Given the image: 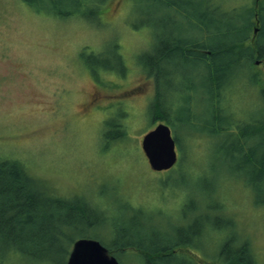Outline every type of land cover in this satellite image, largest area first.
<instances>
[{"label": "rangeland", "instance_id": "rangeland-1", "mask_svg": "<svg viewBox=\"0 0 264 264\" xmlns=\"http://www.w3.org/2000/svg\"><path fill=\"white\" fill-rule=\"evenodd\" d=\"M205 1L214 7L215 22L231 15L226 11L250 4L249 0ZM145 5L139 0H109L103 17L89 21L61 20L32 10L22 0H0V159L22 163L26 172L37 179L38 189L40 183L44 184L43 189L51 196L95 201L106 213V224L97 225L87 236L101 241L98 237L109 236V242L113 237L110 221L127 227L130 234L143 233L150 243L155 239L163 244L174 242L179 238L176 227L193 219L190 211L185 215V195L198 206L215 185L220 187L225 215L232 216L237 233L248 237L254 258L264 264V207L253 204L246 188L247 173L231 174L237 164L224 161V154L218 151L220 137L203 129V123L189 128L164 123L178 143L175 150L182 160L172 173L153 172L146 162L140 140L158 123L151 124L152 118L147 115L152 114V79L137 66L155 55L156 30L161 29V38H167L175 24L185 22L170 9L148 14L142 9ZM193 10L195 14L198 11ZM116 55L129 61L121 78L102 70H97V78L89 75L88 63L96 68H100L99 60L113 65ZM172 65L181 74L171 81L175 88L171 101L174 115L167 110V116L179 117L186 105V90L191 87L194 112L206 117L203 111L210 104L205 90L207 80L202 74L190 75L191 63L176 61L165 68L171 70ZM256 70L263 78L264 62H258ZM235 77L225 92L224 107L233 113L231 119L244 121L263 111L262 98L257 85L246 83L241 74ZM93 93L104 95L105 104L110 101L104 114L79 113L81 103ZM122 109L126 113L120 121L126 125L127 136L120 143H106L102 121H118ZM178 169H188L191 175H182ZM162 183L168 184L162 188ZM74 230L66 229L63 250L55 258L57 264H62L63 251L71 247L66 242L76 239L78 231ZM221 236L215 231L201 237L198 248H194L198 258H191L200 264L203 257L219 264ZM181 250L177 254L193 252ZM119 263L145 264L131 251L122 253ZM11 264L28 263L12 257Z\"/></svg>", "mask_w": 264, "mask_h": 264}, {"label": "trees", "instance_id": "trees-1", "mask_svg": "<svg viewBox=\"0 0 264 264\" xmlns=\"http://www.w3.org/2000/svg\"><path fill=\"white\" fill-rule=\"evenodd\" d=\"M22 1L32 10L54 18L61 20L80 18L89 21L101 19L109 2V0ZM139 1L147 4L142 9L148 14H157L162 8L170 9L176 15L184 17L185 22L183 25L175 24L174 32L167 38H161L163 37L161 29L156 30L158 34L155 37V55L145 62L141 61L137 66L141 69V73L152 79L153 83L154 90L151 95L153 100L150 102L152 114L147 112L152 118L151 124L154 121L168 122L189 128L190 125L203 123V129L213 136L220 137L226 149L230 150L229 158L232 157V161L237 164V169L231 174L247 173L244 175L246 188L251 194L253 204L264 207V129H261L264 128V77L262 78L256 70L257 63L264 62V0H249L250 4L244 5L242 9L238 7L226 11L231 15L226 20L219 19L217 22L214 20V7L205 0H202L204 3L185 0L186 5L179 7L175 0ZM149 4L152 7H148ZM193 9H198L196 14ZM149 26L151 27V24ZM255 28L257 32L253 34ZM115 58L116 63L113 65H105L99 60L100 68L88 63L89 75L97 78V70H102L101 72L105 74L115 72L114 76L121 78L127 70L129 61L118 55ZM176 61H181L182 65L191 63L190 75L202 74L207 80L205 90L210 104L205 112L203 111L206 117L194 112L195 100L191 87L186 90V105L181 108L179 117L170 119V115L167 116V110L174 115L172 99L175 96V88L171 81H174L175 76L181 74V71L174 65H172L174 68L167 70L165 65H171ZM91 66L95 69H90ZM238 74L244 76L246 83L257 85L263 103L261 113H254L244 121L231 119L233 113H229L224 107L225 92ZM149 99L150 95L147 103ZM108 104L103 105L102 111L99 112L104 114ZM122 111L118 115V121L111 119L102 121L103 138L106 143H120L125 140L127 128L120 121V117L126 111L124 109ZM255 133L258 134L261 143L253 138ZM186 146L189 147L190 144ZM180 149L183 151L181 144ZM218 151L223 153L220 149ZM181 156L177 165L165 171L166 173L176 171L182 160ZM223 156L225 162L229 160L225 155ZM258 160L259 164H257ZM178 171L182 175H188L187 177L191 175L188 169L183 171L178 169ZM35 180L37 179L30 176L19 161L0 159V264H11L12 257H19L28 264H57L56 255L63 250V243L66 240L65 231L68 228L76 229L74 231L78 233L76 239L66 242L71 247L63 251L62 264H66L72 245L79 238L97 240L118 262L122 253L131 251L139 255L145 264L170 262L200 264L190 255L196 256L194 248H198L197 243L201 237L215 231L222 233L217 251L219 264H259L249 247L248 237L241 234L244 237L242 238L236 231L232 216L225 215L222 207L224 202L219 198L220 187L217 188L215 185L211 193L208 192L200 199L198 206L191 196L188 199V195H185L186 203L183 204V208L188 209L185 215L190 211L193 219L176 227L179 231L178 239L163 246H147L144 240L148 242L149 238L143 233L138 234L133 231L130 234L127 227L121 228L115 221L108 222L111 224L113 234L110 242L109 236L104 238L97 236L102 241L87 236L89 231L98 228L97 225L104 227L106 224L104 221L106 213L99 210L98 204L92 199H88L89 202L81 201L76 199V196L69 199L51 196L43 189L44 184L40 183L41 189H38ZM166 184L168 183H162V188ZM173 187L179 188L178 185ZM210 195L213 198H210ZM145 197L147 198L146 194ZM182 241L186 245L183 246ZM180 248L193 252L177 254L182 251ZM159 253L162 254L157 255ZM202 260L204 262L201 264L206 262L214 264L207 258L203 257Z\"/></svg>", "mask_w": 264, "mask_h": 264}, {"label": "water", "instance_id": "water-1", "mask_svg": "<svg viewBox=\"0 0 264 264\" xmlns=\"http://www.w3.org/2000/svg\"><path fill=\"white\" fill-rule=\"evenodd\" d=\"M257 29L253 30L255 34ZM141 149L152 171L171 169L177 162L175 141L169 127L159 123L141 138ZM66 264H119L97 240L77 239L70 250Z\"/></svg>", "mask_w": 264, "mask_h": 264}, {"label": "flooded vegetation", "instance_id": "flooded-vegetation-1", "mask_svg": "<svg viewBox=\"0 0 264 264\" xmlns=\"http://www.w3.org/2000/svg\"><path fill=\"white\" fill-rule=\"evenodd\" d=\"M103 96L101 93H93L91 97L88 95L87 100L81 103L79 113L85 115V112L102 111L103 105H105V102L103 103L105 97Z\"/></svg>", "mask_w": 264, "mask_h": 264}, {"label": "bare ground", "instance_id": "bare-ground-1", "mask_svg": "<svg viewBox=\"0 0 264 264\" xmlns=\"http://www.w3.org/2000/svg\"><path fill=\"white\" fill-rule=\"evenodd\" d=\"M175 1L178 2V7L181 6V5H183V6L186 5L185 0H175ZM90 69H95V67H94V66H91ZM261 129H264V128H261ZM253 138H255L259 143L262 142V141L259 139L257 133L253 134ZM220 145H221L220 150L223 152V154L226 156V158L229 159V160H227V161H231V160H232V157L229 158V157H230V150H229L228 148L226 149L224 143H222V144H220ZM257 164H259V160L257 161ZM158 240H159V239H155V240L151 241V243L149 242V240H148V242H146V240H144V244L147 245V246H161V245L163 246L164 244H163V243H158ZM161 254H162V253H161ZM161 254L159 253V254H157V255H161Z\"/></svg>", "mask_w": 264, "mask_h": 264}]
</instances>
